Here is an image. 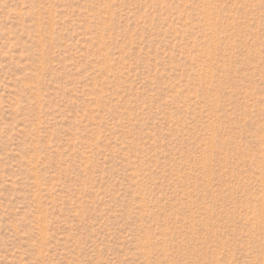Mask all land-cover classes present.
<instances>
[{"label": "rangeland", "instance_id": "374dc122", "mask_svg": "<svg viewBox=\"0 0 264 264\" xmlns=\"http://www.w3.org/2000/svg\"><path fill=\"white\" fill-rule=\"evenodd\" d=\"M0 264H264V0H0Z\"/></svg>", "mask_w": 264, "mask_h": 264}]
</instances>
